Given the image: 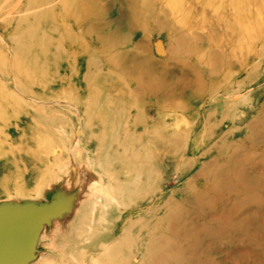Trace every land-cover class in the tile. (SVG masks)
I'll use <instances>...</instances> for the list:
<instances>
[{"label": "rangeland", "instance_id": "1", "mask_svg": "<svg viewBox=\"0 0 264 264\" xmlns=\"http://www.w3.org/2000/svg\"><path fill=\"white\" fill-rule=\"evenodd\" d=\"M64 168L119 207L38 264H264V0H0V201Z\"/></svg>", "mask_w": 264, "mask_h": 264}, {"label": "bare ground", "instance_id": "2", "mask_svg": "<svg viewBox=\"0 0 264 264\" xmlns=\"http://www.w3.org/2000/svg\"><path fill=\"white\" fill-rule=\"evenodd\" d=\"M74 171V169L73 171L62 169L61 174H59L61 175L60 177L46 184L33 199L29 200L33 202L45 201L47 203L49 198L45 196L46 192L52 194L58 192L59 189H61V192L57 195L64 201L69 199L68 203L63 202L62 211L58 215L50 218L47 223L44 222L42 225L35 243V256L26 264H38L35 258L37 252H41L39 240L44 235V232L49 229L53 232V239L49 242L51 253L60 251L62 254L69 248L67 243L73 244L76 242L81 244L87 242V244L92 246V241L99 236L98 228L107 225V214L111 209L119 207V201L111 194L112 192L104 189L103 180L100 177H97L98 180L94 184L87 185V181L92 179L91 176L93 174L95 175V173L91 172L92 170L84 169L82 178L77 176ZM4 201L22 203L28 200ZM1 202L3 201L1 200ZM70 248L74 249L75 247L71 245ZM112 250L114 249L111 246L106 247L102 253L111 255ZM63 262L67 264L65 261ZM39 264H54V261L50 258Z\"/></svg>", "mask_w": 264, "mask_h": 264}, {"label": "water", "instance_id": "3", "mask_svg": "<svg viewBox=\"0 0 264 264\" xmlns=\"http://www.w3.org/2000/svg\"><path fill=\"white\" fill-rule=\"evenodd\" d=\"M49 198L47 203L29 200L1 202L0 264H26L35 256V243L42 225L62 211L63 202L69 201H64L59 195Z\"/></svg>", "mask_w": 264, "mask_h": 264}]
</instances>
